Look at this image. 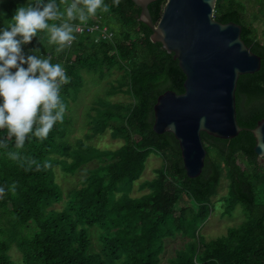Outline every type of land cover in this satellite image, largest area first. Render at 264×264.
I'll use <instances>...</instances> for the list:
<instances>
[{"label": "trees", "instance_id": "1", "mask_svg": "<svg viewBox=\"0 0 264 264\" xmlns=\"http://www.w3.org/2000/svg\"><path fill=\"white\" fill-rule=\"evenodd\" d=\"M36 5V0H0V26L21 4ZM54 2L61 13L73 0ZM165 0L148 4L154 22L160 17ZM108 12L98 9L95 16L113 31L111 40L96 42L94 36L72 33L70 45L50 42V32L38 31L23 45L26 55L49 59L65 66L70 83L61 87L66 104L63 122H57L47 139L32 133L22 148L16 146L6 129H0V264H15L9 252L14 245L22 264H162L166 238L177 234L186 237L183 247L164 264H264V158L254 150L255 139L246 129L232 138L222 139L205 132L201 138L206 149L201 173L188 177L183 167L177 140L172 133H155L153 105L167 89L184 91L185 75L159 42L150 40L151 29L138 19L140 8L131 0H104ZM256 13L264 17V0ZM78 7H83L80 5ZM69 19L60 15L50 25L79 22V15ZM213 16L220 22L241 25V38L261 58L260 68L240 74L235 89L236 119L240 126L251 128L264 117V41L253 22L246 18L243 0H216ZM81 22V21H80ZM111 80L106 95L124 93L128 101L97 97L90 106V131L85 137L109 131L123 143L115 149H102L67 140L70 131V103L82 88V72ZM39 125L33 126V131ZM160 156L155 176L139 188L147 192L130 194L140 178L146 158ZM96 161L86 169L78 187L64 194L55 180L54 167L69 173L83 164ZM45 164L50 167H45ZM228 181L223 197L222 214H230L239 203L244 219L217 238L196 243L198 224L210 213L211 197L221 179ZM188 204H184L187 202ZM63 202L62 208H55ZM96 227L100 247L91 251L89 230Z\"/></svg>", "mask_w": 264, "mask_h": 264}, {"label": "water", "instance_id": "2", "mask_svg": "<svg viewBox=\"0 0 264 264\" xmlns=\"http://www.w3.org/2000/svg\"><path fill=\"white\" fill-rule=\"evenodd\" d=\"M131 1L140 8L138 19L151 29L150 40L173 53L185 75L183 92L167 89L157 96L152 129L172 133L186 175L201 173L206 155L202 131L227 139L246 129L255 139L254 152L263 157L264 117L251 128L236 119L237 79L261 64L260 56L242 40L241 25L215 19L216 0H165L157 22L148 9L155 0Z\"/></svg>", "mask_w": 264, "mask_h": 264}, {"label": "clouds", "instance_id": "3", "mask_svg": "<svg viewBox=\"0 0 264 264\" xmlns=\"http://www.w3.org/2000/svg\"><path fill=\"white\" fill-rule=\"evenodd\" d=\"M119 4L120 0H113V5ZM36 5L29 2L19 5L10 20L0 26V129H6L18 148L24 146L29 133L43 141L57 122H63L67 106L61 98V87L71 80L60 63L26 55L23 45L31 42L38 31L47 29L50 42L60 45L57 49L60 51L75 39L73 28L67 23L50 25L48 21L60 15L75 19L79 13V20L84 22L95 16L98 9L109 11L104 0H73L63 13L54 2L42 4L36 0ZM0 15L6 17L7 13ZM3 192L0 188V198Z\"/></svg>", "mask_w": 264, "mask_h": 264}, {"label": "rangeland", "instance_id": "4", "mask_svg": "<svg viewBox=\"0 0 264 264\" xmlns=\"http://www.w3.org/2000/svg\"><path fill=\"white\" fill-rule=\"evenodd\" d=\"M246 4V18L248 21L254 23L257 29L259 38L264 41V17L260 14L253 18L252 14L257 12L258 4L253 3L254 0H243ZM80 6V5H78ZM79 15V13H76ZM83 85L79 91L76 99L70 103L69 115L71 118L70 131L67 136V140L75 142L77 139H82L85 143L94 145L102 149H115L122 143V139H114L111 137L109 131H105L102 134L93 135L91 137H85V133L90 131L88 120L89 114H94V110L91 109V105L94 103L97 97H107L111 101H128L130 98L124 93H117L114 95H106V90L112 79L117 76L114 72L110 76L99 78L98 76L82 72ZM264 161V158L261 159ZM162 162L160 156L151 154L145 160V167L140 178L134 183L133 188L130 192L132 196H139L142 193L147 192L146 188H139V184L144 180H149L155 176V168H157ZM97 164L96 161H90L74 172H65L60 165L54 167L55 180L61 186L64 194L73 187L80 185L81 179L86 175V169L92 168ZM228 181L225 177L221 179L220 185L215 195L211 197L210 213L208 217L201 223L195 232L194 241L198 244L202 241H208L213 238L224 235L229 227L238 225L244 219V213L241 204H237L230 214H222L223 212V197L227 194ZM184 204H188L184 202ZM63 202L56 203L55 208H62ZM98 230L96 227H92L89 230V237L91 238V251H97L100 247V241L98 239ZM186 237L177 234L173 238H166L164 241L162 252L160 253V262L166 263L169 258H172L176 251L183 247ZM12 259L15 264L21 263V254L18 249L12 245L9 250Z\"/></svg>", "mask_w": 264, "mask_h": 264}, {"label": "built area", "instance_id": "5", "mask_svg": "<svg viewBox=\"0 0 264 264\" xmlns=\"http://www.w3.org/2000/svg\"><path fill=\"white\" fill-rule=\"evenodd\" d=\"M73 32L80 34L83 32L90 33L94 36L96 42L102 40H111L113 37V31H111L105 23H101V19L98 16H90L84 22H77L73 25ZM72 43V42H71ZM64 68L65 66L61 64Z\"/></svg>", "mask_w": 264, "mask_h": 264}]
</instances>
